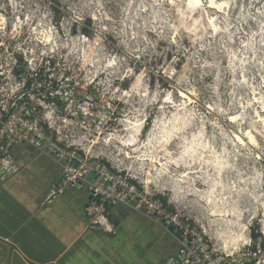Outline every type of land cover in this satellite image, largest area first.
Returning a JSON list of instances; mask_svg holds the SVG:
<instances>
[{
    "label": "clouds",
    "instance_id": "1",
    "mask_svg": "<svg viewBox=\"0 0 264 264\" xmlns=\"http://www.w3.org/2000/svg\"><path fill=\"white\" fill-rule=\"evenodd\" d=\"M25 97L0 140L63 144L58 162L83 154L69 179L96 171L113 182L96 194L166 204L193 237L183 264H264V0H0V110Z\"/></svg>",
    "mask_w": 264,
    "mask_h": 264
},
{
    "label": "crops",
    "instance_id": "2",
    "mask_svg": "<svg viewBox=\"0 0 264 264\" xmlns=\"http://www.w3.org/2000/svg\"><path fill=\"white\" fill-rule=\"evenodd\" d=\"M11 153L17 172L0 182V264L10 247V264H162L176 253L160 224L123 205L109 208L114 234L89 229L85 189L48 199L60 177L57 164L25 144ZM157 225L173 251L156 253Z\"/></svg>",
    "mask_w": 264,
    "mask_h": 264
},
{
    "label": "built area",
    "instance_id": "3",
    "mask_svg": "<svg viewBox=\"0 0 264 264\" xmlns=\"http://www.w3.org/2000/svg\"><path fill=\"white\" fill-rule=\"evenodd\" d=\"M20 71H22V70L17 69V75L18 76H19ZM31 84H32V81L30 80L28 82V85L26 86V88L30 89ZM55 87H56V85L53 82V88H55ZM40 91H44V89H40ZM48 100H49V102H51L53 100V98L48 97ZM25 103H27V106L29 109H32L34 107L30 102L27 101V97H25L24 100L19 101L17 103V107L13 108L10 106L8 112H2V110H0V127H3V125L8 121L9 117L13 113L18 112L20 106L25 104ZM55 103L57 104L58 107L63 108L62 102L59 100V98H55ZM39 112H40V109L37 106V107H35V111H33L31 116L25 115L24 113H20V115L22 116L23 119L31 121L32 119H34L39 114ZM40 127L43 129L46 137H50L54 143H57L55 141V133L51 132L43 122H41ZM17 129L19 130V126H17ZM24 131H26V130H24ZM22 135H23L22 132L20 135H12V134H9L7 132L5 133L4 138L2 140H0V160H4V159L11 157V159L13 161L11 150L13 147L20 145V144H25V145L33 148L34 150H36L39 155L48 157L51 160H53L60 169V177H59L58 182L55 184V186L50 191L48 199H51L57 195H62L63 193H65L69 189H72L75 187L85 189L89 193V198H90L88 203L85 206V216H86V219L88 222V228L91 230H96V231H104V230L100 227V225L93 223V219H94L96 213L93 212L90 215L89 214L90 208L103 207L104 211L102 214L108 218L109 208L117 206V205L126 206L130 210L138 212V213L142 214L143 216L149 218L150 220L160 224L163 227V229L166 232H168L171 235V237L174 239V241L176 242V244H177L176 253L173 256H171L170 258H168L162 264H183L181 257H182V255H186L187 252L193 247V244L191 243V241L193 240V237L190 234L185 235L183 228L177 229L167 219V216L171 212V210L167 209L166 204L164 205V208L166 211L162 214L160 212L149 213L147 205H141V201H140L139 197H137L135 200H132L131 197H128L127 202L122 203L121 200L119 199V194L122 193L124 191V189L119 185L116 186L115 193L96 194L95 188L92 187V185L99 182V183L104 184L105 189H107V187L109 185H111L113 182L112 181H103L102 178L100 177V175L96 171H90L87 175H82L81 177H79L75 181H73V180L69 179V174L66 173V171H65V166H71V167H75V168L81 167V161L83 158L82 153L77 154L78 156L81 157V160L65 159L62 162H58V158H57L56 153L60 149H64L63 144L57 143L56 152H51V154H46V153L50 152L49 149L35 147L32 143L29 142L28 138H21ZM32 136H33L32 133L28 134L29 138H32ZM36 139L38 141V138H36ZM40 143L43 144V142H40ZM64 151L67 152L70 150L64 149ZM89 163L91 164L92 162L90 161ZM100 163L106 164V162H104V161H101ZM109 170L112 171L114 176H122L123 175L122 173L121 174L115 173V171L110 169V168H109ZM16 172H17L16 167H14L13 169L8 170V171H0V182L5 180L7 177H10L11 175L15 174ZM129 184H134V183L132 181H129ZM136 187H137L138 191H141L139 186L136 185ZM104 232H107L108 234H114L113 228H112V231H110V232H108V231H104ZM253 251H255V250H253ZM197 254L201 255V257H202V254H200V253H197ZM190 259H194V258H190ZM213 259H215V257H213Z\"/></svg>",
    "mask_w": 264,
    "mask_h": 264
},
{
    "label": "rangeland",
    "instance_id": "4",
    "mask_svg": "<svg viewBox=\"0 0 264 264\" xmlns=\"http://www.w3.org/2000/svg\"><path fill=\"white\" fill-rule=\"evenodd\" d=\"M63 106L64 105L62 103V107ZM132 182L135 184L134 181H132ZM137 186H139V185H137ZM156 228H157L156 234H158V243H157V246H156V248H157L156 249V253L158 254L161 250L163 251L164 254L168 250L172 249V251H173L174 247H175V243L172 240V238L167 233H164L159 225H157ZM254 250H255V248H254Z\"/></svg>",
    "mask_w": 264,
    "mask_h": 264
},
{
    "label": "water",
    "instance_id": "5",
    "mask_svg": "<svg viewBox=\"0 0 264 264\" xmlns=\"http://www.w3.org/2000/svg\"><path fill=\"white\" fill-rule=\"evenodd\" d=\"M14 250V248L10 247V253H9V258L7 260V264H10V255H11V252Z\"/></svg>",
    "mask_w": 264,
    "mask_h": 264
},
{
    "label": "trees",
    "instance_id": "6",
    "mask_svg": "<svg viewBox=\"0 0 264 264\" xmlns=\"http://www.w3.org/2000/svg\"><path fill=\"white\" fill-rule=\"evenodd\" d=\"M253 250H254V248H253Z\"/></svg>",
    "mask_w": 264,
    "mask_h": 264
}]
</instances>
